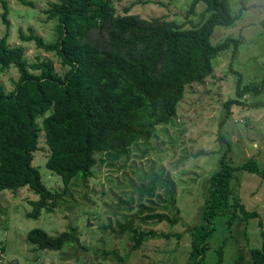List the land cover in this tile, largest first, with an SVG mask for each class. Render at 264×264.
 I'll list each match as a JSON object with an SVG mask.
<instances>
[{
    "label": "trees",
    "instance_id": "1",
    "mask_svg": "<svg viewBox=\"0 0 264 264\" xmlns=\"http://www.w3.org/2000/svg\"><path fill=\"white\" fill-rule=\"evenodd\" d=\"M23 4L32 2L20 0ZM198 3L204 4L202 18L184 28L163 16L145 19L137 14H117L110 0H57L43 12L55 20L56 39L46 42L29 28L22 41H33L44 52L54 53L65 70L55 72L52 60L26 58L22 44L7 41L8 32L0 38V69L14 67L18 73L13 88L6 91L0 82V191L16 192L27 187L37 198L29 200V218H38L42 210L51 212L62 201L72 180L92 176L96 154L101 161L115 165L127 159L131 146L140 155L152 149L150 139L155 129L176 124L177 107L185 87L201 83L213 72V60L224 51L235 57L240 41L226 37L213 44L210 37L217 25L231 26L237 16L231 14L228 0H191L188 13ZM2 21L10 27L8 7L2 0ZM237 75L235 96L224 103L217 129V141L223 150L218 168L208 178L207 195L200 209L199 223L190 227V252L187 264H206V251L215 231V220L227 216L230 226L240 216L248 219L258 213L248 211L235 194L232 179L236 169L255 173L264 179V166L258 160L245 158L233 165L228 154L231 143L223 134L233 105L246 108L264 106V100L250 102L243 94L258 93L264 82L243 83ZM47 148L46 167L58 175L63 189L47 187L37 166L34 152ZM141 147V148H140ZM169 174L151 170L141 177L137 193L151 198L164 191L165 208L175 202V191L169 185ZM148 178V179H147ZM171 183V182H170ZM172 184V183H171ZM178 210L169 216L154 212L143 220L155 219L175 223ZM76 228L56 234L35 227L26 234L40 250L61 251L78 243ZM166 234L152 230H133V249L152 238ZM262 244L250 248L252 264H264ZM5 244L0 240V252ZM221 247L217 248L218 261ZM55 264H64L57 262Z\"/></svg>",
    "mask_w": 264,
    "mask_h": 264
},
{
    "label": "rangeland",
    "instance_id": "2",
    "mask_svg": "<svg viewBox=\"0 0 264 264\" xmlns=\"http://www.w3.org/2000/svg\"><path fill=\"white\" fill-rule=\"evenodd\" d=\"M8 7L10 27L2 21L0 0V38L8 32L7 41L22 44L25 56L33 61L38 57L52 60L55 72L62 67L54 53L44 52L33 41H22L21 32L28 34L31 28L46 42L56 39L55 20H47L43 12L50 2L57 0H5ZM117 14H137L150 19L163 16L174 23L189 28L198 23L205 6L198 3L194 13L189 14L191 0H110ZM229 9L237 19L231 26L214 27L210 41L215 44L226 37L238 38L240 45L235 57L231 52L219 53L213 60V72L201 83L185 87L184 96L178 104L176 124L155 129L150 139L152 149L146 156L140 155L138 146H131L127 159L115 165L101 161L96 154L92 176L86 180H72L62 201L51 212L42 210L38 218H29V200L37 196L27 187L16 192L0 191V240L5 250L0 252V264H187L190 252V227L199 223L210 174L218 168L223 152L217 141L218 122L224 110L223 103L235 96L237 75L243 83L264 82V0H228ZM18 73L14 67L0 69V82L6 91L13 88L12 81ZM250 102L264 100V88L258 93L243 94ZM232 114L223 127V134L231 143L228 154L233 165L253 157L264 166V106L246 108L233 105ZM34 152L33 165L37 166L44 184L56 190L63 189L61 178L46 165L48 148L39 140ZM141 148V147H140ZM169 174V185L174 187L175 202L165 208L164 191L148 198L141 197L137 188L145 173ZM148 179V178H147ZM232 185L246 210L258 213L257 217L240 216L228 226L227 216L215 220V231L206 251V264H216L217 248L221 247L219 264H252L250 248L262 244L264 232V179L255 173L236 169ZM178 210V220H143L154 212L173 216ZM91 222V225H88ZM77 230L78 243L59 251L40 250L26 239L27 232L35 227L50 234ZM133 230H152L166 234L152 238L133 249Z\"/></svg>",
    "mask_w": 264,
    "mask_h": 264
},
{
    "label": "water",
    "instance_id": "3",
    "mask_svg": "<svg viewBox=\"0 0 264 264\" xmlns=\"http://www.w3.org/2000/svg\"><path fill=\"white\" fill-rule=\"evenodd\" d=\"M88 225H91V222H88Z\"/></svg>",
    "mask_w": 264,
    "mask_h": 264
}]
</instances>
